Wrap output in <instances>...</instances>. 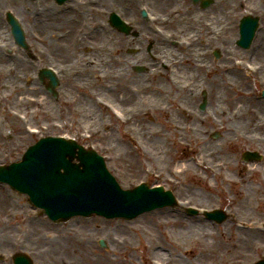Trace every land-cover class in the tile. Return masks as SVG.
I'll return each instance as SVG.
<instances>
[{
  "label": "rangeland",
  "instance_id": "obj_1",
  "mask_svg": "<svg viewBox=\"0 0 264 264\" xmlns=\"http://www.w3.org/2000/svg\"><path fill=\"white\" fill-rule=\"evenodd\" d=\"M231 2L215 0L202 9L191 0H70L61 6L54 0H0V42L6 45L0 53V166L20 161L40 138L65 136L102 156L122 189L140 183L163 186L180 202L178 208L157 209L130 221L93 216L53 223L34 209L25 195L0 184V199L5 203H0V264H13L17 253L28 255L33 264H254L264 257V142L246 139L255 133L247 116L240 120L227 117L248 107L264 119V56L259 54L263 45L259 39L264 38V0L240 2L233 9ZM142 10L148 19L142 17ZM39 11L52 14V19L37 23ZM198 12L204 14L203 23L211 24L214 35L207 29L199 36L193 20ZM7 13L20 22L26 50L14 44ZM112 13L132 27L128 34L110 26ZM248 15L258 17L259 27L245 50L236 42L240 20ZM216 16L218 23L213 22ZM99 31L119 39L109 47L113 53L103 56L105 63L99 68L104 74H123L118 81L113 77L99 83L94 70L70 73L82 56L94 66L99 58L96 49L105 42ZM197 36L200 40L190 49L180 48L179 43L187 44L184 38L189 41ZM126 39L133 42L123 43ZM162 41L174 50L166 57L168 61L197 54L207 69L187 63L163 66L155 57L159 55L155 48L165 44ZM140 53L145 55L137 58ZM241 61L250 72L239 69ZM22 63L29 69L21 70ZM135 65L143 66L144 71L135 73ZM49 67L59 75L55 97L46 91L48 80L38 78L39 71ZM4 68L13 75L6 77ZM155 68L166 76H182L177 69L188 73L196 95L179 97L170 87L171 99L162 100L168 112H149L126 123L118 120L108 108L118 110L121 117L129 116L132 102L126 89L132 82L139 79V84L153 85L154 91H159L157 86L163 83L160 75H150ZM7 78L10 85H20L28 97L38 99L39 105L19 104L25 95L12 87L6 90ZM204 96L206 105L201 110ZM180 104L194 117H184ZM12 112L21 114L26 125L14 120ZM200 116L206 120L199 123L196 117ZM170 122L188 127L173 134ZM194 122L199 129L192 133L188 128L195 127ZM146 131H152L151 135ZM182 140L183 146L179 144ZM204 143L215 149L204 160L214 169L198 165L190 152ZM153 148L158 149L156 156L150 154ZM245 151L256 152L261 158L245 162ZM188 206L222 210L226 220L217 224L203 216L187 215L184 209Z\"/></svg>",
  "mask_w": 264,
  "mask_h": 264
},
{
  "label": "water",
  "instance_id": "obj_2",
  "mask_svg": "<svg viewBox=\"0 0 264 264\" xmlns=\"http://www.w3.org/2000/svg\"><path fill=\"white\" fill-rule=\"evenodd\" d=\"M62 4L66 0H57ZM198 0H194L197 2ZM213 0H203L207 7ZM13 36L22 47H26L24 34L18 23L9 17ZM111 24L120 32L128 28L111 15ZM258 27V19L244 18L240 25L241 39L238 45L248 48ZM216 53V57H218ZM42 78L49 77V91L56 95V79L45 72ZM204 98L201 109H204ZM246 162L259 160L257 153L245 152ZM79 161L74 164L73 160ZM63 170V172L61 171ZM0 181L8 183L19 193H26L29 201L55 222L68 221L73 216H103L108 219L124 218L131 220L146 211L166 206H175L174 196L161 187L150 189L142 185L133 190L123 191L106 170L103 159L94 151H87L74 141L48 137L28 148L20 163L0 167ZM195 214V212H191ZM206 216L221 224L226 215L221 211L206 213ZM104 246V243L101 242ZM15 264H32L24 255L14 257ZM255 264H264V258Z\"/></svg>",
  "mask_w": 264,
  "mask_h": 264
},
{
  "label": "bare ground",
  "instance_id": "obj_3",
  "mask_svg": "<svg viewBox=\"0 0 264 264\" xmlns=\"http://www.w3.org/2000/svg\"><path fill=\"white\" fill-rule=\"evenodd\" d=\"M241 2L242 5H244V3L246 2L247 4H250L249 2L252 1L253 3H255L257 0H239ZM240 2H236L234 0H232L231 2V9H233L234 7H237ZM72 7V6H70ZM219 12V11H218ZM220 13V12H219ZM37 15H35V19H36V22L37 23H45L46 22H49L52 18V14L44 11H39L36 13ZM51 15V16H50ZM220 16L222 14H219ZM204 14L203 13H194V18L193 20H195L196 24L195 26H197L196 30L197 31H200V34L199 36L205 31V30H209L210 33L211 31H213L212 29V26L211 24L207 23H203L202 21V18H203ZM71 19V18H70ZM69 19V20H70ZM219 21V17H213V22H216L218 23ZM213 24V23H212ZM214 25V24H213ZM223 27V26H222ZM2 31L0 30V36H3ZM214 31L211 33L212 35H214ZM98 35L101 37L102 40H105V42H103L100 47L98 46V48L96 49V53L98 54L99 58L97 60L94 61V66H90V60L85 57V56H82L81 60H80V64H74L73 66H75V68H71L70 70V73H75L77 71H83V72H86V71H92L94 70V74H95V77L97 78L98 82L99 83H104V81L106 80H109V79H112L113 77L118 80L122 79L124 76L123 74L121 73H115L114 74H104V73H101L99 71V68L101 67V64L102 63H105V59L103 58L104 55H110L112 52V50L109 49L110 46H114V44H117L119 43V39H115V38H108L106 37L105 33H102V32H98ZM199 36L197 37H192L191 40H187V38H184L186 39L187 41V44L186 43H181L180 45V48H183L184 50H187V49H190L191 45H193L194 41L195 42H198L200 39H199ZM264 37V35H263ZM108 38V39H107ZM129 38V37H128ZM201 38V37H200ZM130 39V38H129ZM129 39H126L125 41H123V43H126V44H131L133 41L132 40H129ZM163 40H165L163 38ZM259 40H263V45L261 46V51L259 54H261V56H264V38H260ZM80 41V39H79ZM165 42V41H162V43ZM204 42V40H203ZM2 42H0V53H2L4 51V48L6 45H3L1 44ZM260 43V42H259ZM164 44V43H163ZM196 45V43H195ZM194 45V46H195ZM166 46V47H165ZM165 47V48H164ZM156 51H158V54L159 55H155V57L157 58V62H162L161 64H163V66L166 67L165 64H180V63H187L188 65H192L195 69H201V70H205L207 69L206 68V65L201 61L199 60L198 55L197 54H194V56H187V57H180L178 59H170V61H168L169 59H166V57H169V56H172V53H173V49H171L168 45H166V42L164 44V46H159L157 48H155ZM155 52V51H153ZM142 55H145L144 53H140V54H137V58H140ZM143 60H147L146 57L142 58ZM117 62H120V60H116ZM168 61V62H167ZM125 62V60H124ZM234 63V62H233ZM0 65H3V64H0ZM28 64H24L23 63L21 64V70H23V68H26V69H29V67L27 66ZM237 65L239 66V69L240 70H243V71H251V68L247 66L246 63H242L239 62L237 63ZM234 66V65H233ZM5 69V68H4ZM5 73H6V77H8V73L9 74H12L13 75V72L12 70H4ZM58 72V71H56ZM15 73V72H14ZM178 74H182V76H177V75H168L166 76V73L165 72H162L161 70H159L158 68H155L154 70L152 69V72H151V76L153 78L156 77V75H160V80L163 81V83H161L160 85H158V92H156V90L154 91V87L153 85H141L139 84L140 82L139 79L136 81V82H132L131 83V87H129L128 89H126V92L129 93L130 95V100L132 102L131 106L129 107V112L127 114H129V116H124V117H121L120 115V112L116 109H110V107L108 108L109 111L118 119L120 120L121 122L123 123H126V121L128 119H134V118H139L141 115H144L146 113H156V112H168V106H165L166 104H164V102L162 101L163 99L166 100V99H171L170 97V90L172 91V89L169 90L170 87H172L174 90H175V93L177 96L181 97H193L196 95L197 91H196V85L194 86L193 83L191 82L190 78L188 77L189 74L188 73H185V72H182L180 71L179 69H177V72ZM162 74V75H161ZM158 75V76H159ZM14 77V76H13ZM193 78V77H192ZM191 78V79H192ZM16 79V77H14V80ZM6 83H5V88L6 90L10 87L11 90L13 91H16V92H21L22 94L25 95V97H23L22 99H20L18 101L19 104H26L27 102L30 103V104H34V105H39L40 101L36 98H33V97H28L25 92L22 91V86L20 85H10L8 80L9 78L6 79ZM232 86V84H231ZM117 90V89H116ZM158 93V94H156ZM165 97V98H164ZM1 98V97H0ZM18 98V97H17ZM19 99V98H18ZM98 102L99 103H102L104 104L100 99H98ZM43 104V103H42ZM28 105V104H26ZM1 107H2V101L0 100V110H1ZM179 109L181 111V114L186 117L187 119H190V118H193L194 117V113L188 109H186L182 104H180L179 106ZM215 111H217L219 114H222L223 112L219 109H216ZM12 116H13V119L16 120V121H20L21 124H24L26 125L25 123V119L24 117L20 116L21 114H16L15 112H12ZM227 114V113H226ZM85 115L88 117V115H90L87 111L85 113ZM244 116H247V118L249 119L248 123L249 124H253L254 125V129H255V133L254 135L251 134V135H248L246 137V139L248 141H255V142H264V119H261L260 116H259V113L253 109V108H248V107H240L239 111L237 112H231V113H228L227 117H231L232 119H241V117H244ZM196 120L201 123L203 121L206 120L205 117H196ZM171 125L169 127V130L172 131L173 134H181V131L184 127H188V126H185V125H182L180 123H176V122H170ZM195 124V127H192V128H188L189 131H191L192 133L195 132V130H198L199 127L196 125V123L194 122ZM153 132H155V130H152ZM152 131H146L147 133V136H150ZM145 133V132H144ZM191 134V133H190ZM259 135V136H256V135ZM192 135V134H191ZM190 140L191 137H190ZM179 144L180 145H184V142L183 140L182 141H179ZM154 150H151V156H156L158 154V149L156 148H153ZM153 152V153H152ZM191 153H193V155H195V157L197 158L196 160V163L198 165H206L205 164V159L206 157L208 156H212L214 153H215V149L213 147L212 144L210 143H207L200 148H193L190 150ZM217 163L216 166L219 165L218 161L215 162ZM208 169H214V167L210 166V165H206ZM0 203L1 205H4L5 203L0 199ZM196 229V228H195ZM192 230V229H191ZM198 231H200L201 229H196ZM194 232V233H196ZM24 234H26V232H24ZM193 234V233H192ZM186 235V233H185ZM188 236H190V233L188 234ZM196 240V238L194 237L193 240ZM156 259V258H155ZM97 261V260H96Z\"/></svg>",
  "mask_w": 264,
  "mask_h": 264
}]
</instances>
